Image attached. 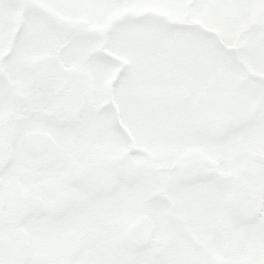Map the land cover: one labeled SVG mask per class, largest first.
I'll use <instances>...</instances> for the list:
<instances>
[{"label": "snow or ice", "instance_id": "1", "mask_svg": "<svg viewBox=\"0 0 264 264\" xmlns=\"http://www.w3.org/2000/svg\"><path fill=\"white\" fill-rule=\"evenodd\" d=\"M0 264H264V0H0Z\"/></svg>", "mask_w": 264, "mask_h": 264}]
</instances>
